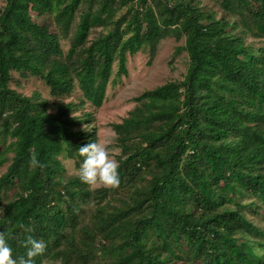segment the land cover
I'll list each match as a JSON object with an SVG mask.
<instances>
[{"label":"trees","instance_id":"16d2710c","mask_svg":"<svg viewBox=\"0 0 264 264\" xmlns=\"http://www.w3.org/2000/svg\"><path fill=\"white\" fill-rule=\"evenodd\" d=\"M2 1L0 231L14 258L32 235L47 244L35 264H264V0H209L220 16L202 0ZM166 38L183 39L182 79L108 124L119 187L81 182L108 86ZM16 75L47 95L17 91Z\"/></svg>","mask_w":264,"mask_h":264},{"label":"rangeland","instance_id":"374dc122","mask_svg":"<svg viewBox=\"0 0 264 264\" xmlns=\"http://www.w3.org/2000/svg\"><path fill=\"white\" fill-rule=\"evenodd\" d=\"M202 1L210 10L216 11L218 16L221 15L222 12L211 1ZM3 4L4 2L0 0V7ZM180 45H183V39L180 41L173 38L161 40L155 57L150 64L148 63V54L142 51L128 56V74L121 76L120 80L108 86L104 103L95 111V124L98 128V142L107 143L110 152L114 155L118 153V148L115 147V134L108 124L119 121L133 106L132 97L138 95L141 91L154 88L168 80L182 79L187 69V54L185 51L175 54L176 47ZM68 46V40L63 41V48L67 49ZM16 77L19 78L20 85L15 86L12 84V86L17 91L29 95L35 89H38L44 96L47 95V88L40 79L36 77L20 78L18 75ZM65 163L70 172H73V163L69 160H66ZM257 221L264 226V222Z\"/></svg>","mask_w":264,"mask_h":264},{"label":"clouds","instance_id":"9594fccd","mask_svg":"<svg viewBox=\"0 0 264 264\" xmlns=\"http://www.w3.org/2000/svg\"><path fill=\"white\" fill-rule=\"evenodd\" d=\"M78 152L83 157L79 169L81 182L89 186H102L112 189L119 187L121 182L120 163L115 155L110 152L107 143L92 141L80 146ZM29 163L33 169L46 167L38 158L36 152L31 153ZM21 227L28 233L33 231L31 227L24 225H21ZM9 239V233L0 231V264H35V258L43 255L47 248V244L43 239L27 235L23 241L26 255L14 258L13 249L8 243ZM252 247L255 255L264 258V249L255 246V242H252Z\"/></svg>","mask_w":264,"mask_h":264}]
</instances>
